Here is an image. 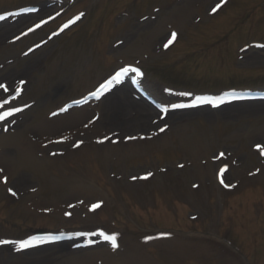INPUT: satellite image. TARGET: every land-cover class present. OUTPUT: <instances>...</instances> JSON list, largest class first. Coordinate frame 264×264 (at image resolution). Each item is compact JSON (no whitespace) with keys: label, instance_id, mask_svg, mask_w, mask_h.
<instances>
[{"label":"rangeland","instance_id":"374dc122","mask_svg":"<svg viewBox=\"0 0 264 264\" xmlns=\"http://www.w3.org/2000/svg\"><path fill=\"white\" fill-rule=\"evenodd\" d=\"M0 17V102L21 89L0 113L23 109L0 121V264H248L239 233L264 239V0H0ZM37 229L68 237L17 251Z\"/></svg>","mask_w":264,"mask_h":264},{"label":"snow or ice","instance_id":"6c2138e0","mask_svg":"<svg viewBox=\"0 0 264 264\" xmlns=\"http://www.w3.org/2000/svg\"><path fill=\"white\" fill-rule=\"evenodd\" d=\"M222 2H223V0H222ZM220 6H221V5L218 4V5L216 6V8L213 9V12H215L216 9L219 8ZM81 15H83V14L81 13ZM2 18H3V17H0V19H2ZM79 18H80L79 16L76 17V19H79ZM36 27H40V25H36ZM65 27H67V25H65ZM32 30H33V29H29V31H32ZM176 36H177V34H176L175 32L171 33V39L168 41L167 44L164 45V47L167 48L168 45L171 44V43L173 42V40L176 39ZM260 47H264V45H261ZM128 71H134V72H136V73L139 74V69H138V68H131V67H129V68H122L121 71H120V73H118L117 76L114 77L113 79H118L120 75H122V74H124V73H127ZM23 83H24V81H20V84H23ZM110 83H111V81H108V84H110ZM106 86H107V85H101L102 88H104V87H106ZM0 89H2L5 93H8V92L10 91L9 87H8L6 84H2V83H0ZM15 91H16L17 94H19V92L21 91V89L18 87V88L15 89ZM94 95H95V94H94ZM13 99H15V97H13ZM201 102H204V101L202 100ZM207 102H208V103H212L211 100H208ZM8 103H9V101H8L7 99L3 100V102H0V108H3V107H4L6 104H8ZM195 106H196V105H173V107H195ZM214 106H217V105H214ZM21 111H23V109H21V108H13V109H11V110H9V111L2 112V113H0V121H4V120H6L8 117H11V116H13L15 113H18V112H21ZM60 111H61V112L67 111V108H61ZM165 111H166V110H165ZM57 114H58V113H55V112L52 113L53 116H55V115H57ZM6 130H7V129H5V131H6ZM160 131L163 132V131H165V129H164V128H161ZM130 139H134V137H130ZM79 143H82V142H79ZM79 143H77L75 146L78 147V146H79ZM257 148L260 149V154H261L262 156H264V148H261L260 145H257ZM53 155H55V153H53ZM223 155H224V153H220V156H221V157H222ZM181 167H183V165H181ZM225 170H226V169H221V170H220L221 174H222ZM2 171H3V169H0V172H2ZM147 175H148V176H151L152 174H151V173H148ZM145 178H147V177H145ZM4 182H5V183L7 182V177H4ZM220 182H221V184H223L224 187H226V188H227V187H234V185L225 184L223 179H221ZM8 191H9L13 196L16 195V193H15L11 188H9ZM100 206H101L100 203L93 204V205L91 206V209H90V210H93V211H94L95 209L99 208ZM100 235H101V236H104V239H105V240H110L111 243H112V247H113V248H116V247H117L115 236H106L103 232H101ZM59 238H60V237H52L51 239L55 240V239H59ZM147 239H151V237H148ZM7 243H9V241H6V240H0V244H7ZM12 243H14V244L17 245V251H21V250H24V249H27V248L33 246V245L31 244V241H19V242H12Z\"/></svg>","mask_w":264,"mask_h":264},{"label":"bare ground","instance_id":"6f19581e","mask_svg":"<svg viewBox=\"0 0 264 264\" xmlns=\"http://www.w3.org/2000/svg\"><path fill=\"white\" fill-rule=\"evenodd\" d=\"M59 12L58 11H56L52 16H55L56 14H58ZM258 56V58L260 57L259 55H257ZM256 60H259V59H257V58H255ZM135 105H137V104H135V103H133V106H135ZM143 114L145 115V119H141V121L142 122H149L150 121V117H151V114H150V112H143ZM118 121H120V120H117L116 122H118ZM115 122V123H116ZM120 125V124H119Z\"/></svg>","mask_w":264,"mask_h":264}]
</instances>
